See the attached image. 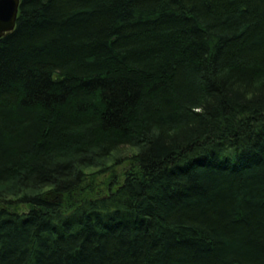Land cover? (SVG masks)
Instances as JSON below:
<instances>
[{
  "label": "trees",
  "instance_id": "trees-1",
  "mask_svg": "<svg viewBox=\"0 0 264 264\" xmlns=\"http://www.w3.org/2000/svg\"><path fill=\"white\" fill-rule=\"evenodd\" d=\"M0 264H264V0H20Z\"/></svg>",
  "mask_w": 264,
  "mask_h": 264
},
{
  "label": "water",
  "instance_id": "water-1",
  "mask_svg": "<svg viewBox=\"0 0 264 264\" xmlns=\"http://www.w3.org/2000/svg\"><path fill=\"white\" fill-rule=\"evenodd\" d=\"M19 2L20 0H0V37L14 29Z\"/></svg>",
  "mask_w": 264,
  "mask_h": 264
},
{
  "label": "rangeland",
  "instance_id": "rangeland-1",
  "mask_svg": "<svg viewBox=\"0 0 264 264\" xmlns=\"http://www.w3.org/2000/svg\"><path fill=\"white\" fill-rule=\"evenodd\" d=\"M132 151H134V149L128 147V146H125L121 149V152L120 154L124 157L125 155H129ZM113 161L112 160H109L108 159V163L111 164ZM130 167V164H129V161L127 160V158L125 159H122L121 162H119V164L117 165H112L111 168H112V174L115 176L114 180L119 182V181H122L123 180V177H124V173L125 171ZM96 168H88L87 171H91V170H94ZM110 173L106 172V174L103 176V179L105 180V178L107 177H110L111 178V175ZM101 173L98 175L100 177ZM98 177V178H99Z\"/></svg>",
  "mask_w": 264,
  "mask_h": 264
}]
</instances>
